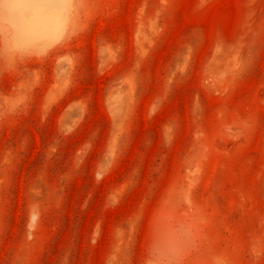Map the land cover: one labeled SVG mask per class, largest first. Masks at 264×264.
<instances>
[{
  "label": "rangeland",
  "instance_id": "374dc122",
  "mask_svg": "<svg viewBox=\"0 0 264 264\" xmlns=\"http://www.w3.org/2000/svg\"><path fill=\"white\" fill-rule=\"evenodd\" d=\"M17 1L0 264H264V0H57L40 33Z\"/></svg>",
  "mask_w": 264,
  "mask_h": 264
},
{
  "label": "bare ground",
  "instance_id": "6f19581e",
  "mask_svg": "<svg viewBox=\"0 0 264 264\" xmlns=\"http://www.w3.org/2000/svg\"><path fill=\"white\" fill-rule=\"evenodd\" d=\"M56 4L57 0H18L14 9L30 11V18L23 23L24 30L40 33L53 23L47 11L55 9Z\"/></svg>",
  "mask_w": 264,
  "mask_h": 264
},
{
  "label": "clouds",
  "instance_id": "9594fccd",
  "mask_svg": "<svg viewBox=\"0 0 264 264\" xmlns=\"http://www.w3.org/2000/svg\"><path fill=\"white\" fill-rule=\"evenodd\" d=\"M48 43V37L44 34L36 36H28L24 38V42L16 50L21 54L31 51L40 50Z\"/></svg>",
  "mask_w": 264,
  "mask_h": 264
}]
</instances>
